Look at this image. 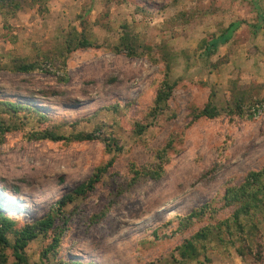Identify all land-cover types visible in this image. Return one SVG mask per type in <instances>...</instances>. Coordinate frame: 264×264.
Returning a JSON list of instances; mask_svg holds the SVG:
<instances>
[{
	"label": "rangeland",
	"instance_id": "1",
	"mask_svg": "<svg viewBox=\"0 0 264 264\" xmlns=\"http://www.w3.org/2000/svg\"><path fill=\"white\" fill-rule=\"evenodd\" d=\"M180 12L185 20H169ZM230 22H238L230 38L203 58L201 40ZM82 25L100 47L67 53L61 68L45 62L46 71L12 70L14 62L34 58L32 42L62 43L71 27L78 32ZM123 32L149 44L157 61L112 52ZM162 47L170 54L173 88L168 108L150 119ZM232 82L245 98L264 99V0H23L12 17H0V101L33 108L64 135L100 128L121 147L93 188L64 206L68 218L56 253L41 258L49 239L39 235L24 248L27 264H55L56 257L89 264H264V212L254 219L258 260L222 243L233 234L195 242L192 259L175 250L196 228L227 216L224 189L264 164V110L242 120L229 113ZM208 99L218 115L186 125L190 109ZM0 119L10 127L0 140V211L16 225L40 217L110 156L99 139H29V132L49 124L34 112L11 113L0 105ZM136 123L146 124L139 134ZM167 140L159 177L126 185L127 163H157V147ZM204 204L215 210L213 218L176 228L181 216ZM105 206L103 217L90 224L87 218Z\"/></svg>",
	"mask_w": 264,
	"mask_h": 264
},
{
	"label": "trees",
	"instance_id": "2",
	"mask_svg": "<svg viewBox=\"0 0 264 264\" xmlns=\"http://www.w3.org/2000/svg\"><path fill=\"white\" fill-rule=\"evenodd\" d=\"M22 1L23 0H0V17L2 20L6 21L8 18L12 17L15 11L20 7ZM183 16L181 12L176 13V15L170 16L169 20H185ZM123 26L124 25L121 27ZM237 26L238 22H230L216 37L209 36L206 40L202 39L200 55L203 58H208L213 55L217 46L225 43ZM30 47L33 50L34 58L31 60L14 62L12 64V70L17 72H30L34 70L46 71L43 66L45 62L51 65L57 64V66L54 67L61 68L65 63V56L67 53L76 49L98 48L100 45L91 40L89 30L82 25L78 32L75 28L71 27L70 30L65 33L62 43H59L56 39H50L41 42H32ZM160 50L163 70L161 78L154 82L153 98L147 112L150 119H153L160 113H164V110L168 108L166 101L171 96V90L173 88V83L168 81L170 54L164 47ZM111 51L115 53L123 52L127 57L145 56L153 63L158 59L151 52V46L149 44L140 43L136 37L132 36L129 32H123L118 36L117 42L111 46ZM219 63L220 60L216 59L213 65L216 66ZM62 78L63 77H60L59 79ZM230 90L232 104L227 110L231 114H236L235 118L238 120L251 118L253 116L251 108H254L255 104L264 101L263 98H245L242 94L243 90L235 87L233 82ZM0 105L11 113L21 111L30 114L34 112L37 117H39L41 123H49L44 126V128L29 132V139H47L50 141L62 140L65 142L99 139L103 143L104 151L110 154L104 162L93 169L83 182L63 192L44 214L31 222L16 225L13 218L4 215L0 211V264H27L24 248L29 241L35 239L39 235L49 239V242L40 253L41 258H46L47 253H52L53 255L56 253L60 247L61 233L66 229V221L68 218V215H64V206L93 188L94 184L100 180L101 176L112 167L115 154L120 152L121 147L116 138L110 134L99 132L100 128H94L88 132H74L64 135L58 133L54 129L55 125L52 127L50 123H53V120L47 119L45 115L36 112L33 108L21 106L10 101H0ZM174 115V113H171L170 117L173 118ZM188 115L190 118L186 125L198 118H215L218 115V110L210 99H208L201 107L190 109ZM145 127L146 124L141 125L136 123L135 132L139 134ZM9 129L10 127L0 119V140L3 134ZM170 145V141L167 140L157 147L155 157L158 159V162L153 165L140 167L135 166L133 162H128L126 167L129 177L125 180V184L132 185L141 179H157L162 173V164L167 160L166 151ZM262 179H264V164L257 170L247 171L240 184L227 186L220 197V201L222 203V208H229L228 215L224 218L217 219L216 222H207L203 226L196 228L192 234L184 238L179 245L175 246L177 256L182 259H192L194 254L192 251L194 250L195 242L203 243L211 237H216L224 233L233 234L235 239L229 238L228 240H224L222 241L223 244L233 247L235 253L239 256L247 255L251 256L254 260H258L260 254L257 241L253 238V235L258 232L257 222L256 220L254 221V219L257 218L261 212H264V185L261 182ZM107 208L108 206H105L97 213L90 215L87 218L89 223L93 224L99 221ZM214 213L215 210L208 204L201 205L198 208L192 209L186 215L181 216L177 220L176 228L185 229L191 224L192 220H199L204 216L213 218L212 215ZM236 242L237 244H235ZM7 249L10 250L11 257L13 258L10 262H8L5 252ZM56 255L58 256V253ZM71 260L72 259L65 260L56 257L55 264H89Z\"/></svg>",
	"mask_w": 264,
	"mask_h": 264
},
{
	"label": "built area",
	"instance_id": "3",
	"mask_svg": "<svg viewBox=\"0 0 264 264\" xmlns=\"http://www.w3.org/2000/svg\"><path fill=\"white\" fill-rule=\"evenodd\" d=\"M254 108H251L253 117L258 116L264 110V101L254 105Z\"/></svg>",
	"mask_w": 264,
	"mask_h": 264
}]
</instances>
